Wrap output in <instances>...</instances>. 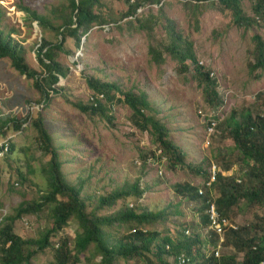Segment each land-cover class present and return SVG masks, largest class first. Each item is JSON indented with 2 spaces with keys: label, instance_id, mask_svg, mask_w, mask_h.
Segmentation results:
<instances>
[{
  "label": "rangeland",
  "instance_id": "1",
  "mask_svg": "<svg viewBox=\"0 0 264 264\" xmlns=\"http://www.w3.org/2000/svg\"><path fill=\"white\" fill-rule=\"evenodd\" d=\"M240 1L245 15L254 21L249 29L237 27L231 12L223 11L217 0L196 6L186 0H161L160 6L135 17L146 21V29L138 31L135 20L130 26L126 21L130 18H121L128 7L126 0H97L93 14L106 25L94 27L81 41L79 50L75 49L73 40H67L64 48L70 55L60 54L56 60L69 73L57 87L62 93L52 98L45 109L40 104L43 95L35 88L34 81L16 72L10 60H0V124L4 126L0 145L7 144L9 148L0 158V228L7 217L15 215L20 204L36 203L50 190L47 172L51 157L44 152L35 125L42 119L54 147L59 150L67 182L82 186L81 198L87 212L98 217H114L122 209L133 207L150 214L161 213L160 219L142 228L157 232L159 237L172 238L181 237L182 231L188 230L187 237L192 234L199 240L184 239L186 249L196 252L200 260L205 253H211L218 237L205 229L202 202H188L175 188L205 186L211 164L222 177L232 176L242 184L247 183L245 173L249 167L234 148L226 122L232 114L238 117L247 112L252 117L264 116V70H250L256 59L254 36H260L264 42V17L254 12L261 0ZM69 3L70 0H0V31L22 46L25 63L38 75H44L37 60L42 42L56 44L61 38L38 23L31 24L21 8L46 18L57 28L70 15ZM171 28L192 43L198 63L209 73L211 89L217 95L212 98L213 106L206 104V84L196 75L195 64L188 62L187 68L182 69L167 52L166 48L174 41ZM151 46L162 52L164 64L154 62ZM86 78L116 85L123 92H145L156 108V117L168 131L167 138L184 153V166L173 169L165 158H156L160 155L157 144L148 130L133 125L128 106L115 102L109 119L80 112L78 107L92 103L93 94ZM113 95L117 100L121 98L115 92ZM26 118H29L27 126L23 130L15 129ZM213 118L215 131L209 132L208 123ZM154 150L155 157L148 160ZM136 183L140 191L144 189L141 196L121 199L114 207L101 209L100 198L119 191L131 195ZM211 195L219 196L215 186ZM54 206L48 205L38 214L16 220L14 233L28 240L40 239L53 227ZM229 218L237 228L250 230L256 237L264 236V205L248 204L244 199L232 208ZM128 227L114 224L104 232L117 245L126 238ZM78 230V222L72 217L68 226L52 238L55 249L65 237L72 240ZM207 242L210 245L204 250ZM55 249L37 254L30 264H57ZM222 254L236 256L237 264L243 261L240 252L231 246L222 249ZM146 256L155 260L152 254ZM163 259L165 264H172L170 257ZM100 262L93 245L78 257V264ZM116 264L124 263L118 260ZM127 264L143 262L136 258Z\"/></svg>",
  "mask_w": 264,
  "mask_h": 264
},
{
  "label": "trees",
  "instance_id": "2",
  "mask_svg": "<svg viewBox=\"0 0 264 264\" xmlns=\"http://www.w3.org/2000/svg\"><path fill=\"white\" fill-rule=\"evenodd\" d=\"M189 5H199L198 3L214 2V0H186ZM127 10L122 13L121 18L128 19V24L137 23V30L146 29V21L135 18L138 8L144 5L160 6L161 0H126ZM219 7L223 11H230L234 24L239 28L249 29L253 26L254 21L248 18L242 8L240 0H217ZM97 0H70V15L64 19V24L60 27H54L44 17L32 13L27 8H21V11L27 15L28 21L38 23L44 30H51L61 38L56 44L43 41L38 49V62L44 70V75L31 71L23 56V48L11 36H5L0 31V60H10L12 68L21 76L34 81L35 88L43 95L40 104L44 109L50 104L52 98L62 93L57 88L61 79L67 78L69 71L65 69L56 60L60 54L70 55L66 52L64 46L68 39L73 40L76 50L81 47V41L96 26H105L106 22L93 14V8L97 5ZM254 12L259 17H264V0L257 3ZM132 18H134L132 20ZM171 36L173 43L166 48L167 52L178 61L182 69H186L188 62L195 64L196 75L199 80L206 84L204 97L206 104L213 106L212 98L216 94L211 89L209 73L198 63L193 52V45L176 33L173 28ZM260 36H254V50L256 59L251 65V72L264 70V42ZM150 54L154 62L158 65L164 64L165 59L162 52L155 47H150ZM86 85L92 92L90 106L78 107L82 113L100 116L109 119V112L115 102L122 103L132 110L133 125L140 127L141 130H148L152 135L154 142L160 150V155L156 158L164 157L171 168L184 166V153L173 144L168 138V131L165 126L156 117V108L151 104L149 96L145 92H123L119 87L113 84L101 83L92 78H86ZM113 92L120 94L121 98L116 99ZM102 97V100H99ZM29 118L17 123L15 129L21 130L23 124L27 123ZM38 126L44 152L51 157L50 166L47 175L49 183V192L41 197V200L33 204L22 203L15 210V215L6 218V223L0 228V264H30V260L47 249H55L52 238L58 235L65 227L68 226L70 219L73 217L78 222L79 230L74 238L69 237L58 242L59 247L55 249L57 264H78V257L86 253L91 245L94 246V254L101 258L100 264H116L121 260L124 264L134 259H141L143 264H165L163 257L176 255L178 251L190 256V250L186 249L184 237H159L157 232H149L142 228L145 224H151L162 217L161 213L150 214L145 210L131 207L124 208L116 216L98 217L94 212H87L85 200L81 198L82 186L76 187L69 184L62 172L63 162L60 160L59 150L54 147L53 138L43 125V120L39 119L35 124ZM4 126L0 124V135ZM228 134L234 142V148L238 150L241 161L245 163L249 170L245 173L248 179L247 183L242 184L232 176L222 177L217 175V180L213 184L218 192V198L215 204L218 206L222 215L229 218L232 208L246 200L248 204L263 206L264 205V116L252 117L251 114L245 113L240 116L232 114L226 122ZM1 151V147H0ZM14 151L13 146L10 153ZM155 151L149 157H155ZM146 159V161H147ZM225 169L224 171H227ZM199 174L205 175L204 172ZM132 194L119 191L109 194L99 199V205L102 208L110 209L115 206L116 202L121 199L135 198L142 195L139 185L136 183L131 188ZM175 190L184 196L185 200L193 202H202L205 204V198L202 199L197 192V188L189 185L176 186ZM62 199H58V197ZM54 204L53 208V227L48 230L40 239L28 240L14 233L13 226L16 220L31 213H40L44 207ZM116 224L118 227L128 225V234L126 238L120 240L119 244L113 245L108 239L105 228H110ZM203 224L207 220L203 219ZM72 245V248L70 247ZM169 250H165V246ZM226 245L231 246L238 252L245 253L243 264H259L264 261V236H253L250 230L240 229L230 230L227 236ZM30 247H34L31 250ZM256 248V249H255ZM189 252V253H188ZM152 254L155 260L146 256ZM198 257L197 253H195ZM236 256H224L219 263L216 258L210 257L202 259L200 264H237Z\"/></svg>",
  "mask_w": 264,
  "mask_h": 264
},
{
  "label": "built area",
  "instance_id": "3",
  "mask_svg": "<svg viewBox=\"0 0 264 264\" xmlns=\"http://www.w3.org/2000/svg\"><path fill=\"white\" fill-rule=\"evenodd\" d=\"M131 1L133 2L134 0H131ZM154 6L158 7L156 5H144L140 8H138L135 16L142 14L145 10H147L151 7H154ZM99 100H102V97H99ZM42 109H44L43 105H42ZM35 110H39V109L37 108V109H33L31 111H35ZM26 124L27 123L23 124L22 130L24 129V127L27 126ZM215 127H216V121L214 119L209 120L208 127H207L208 131L214 132ZM0 147H1L0 158H2V157H4L5 152L6 151L8 152L9 148H8L7 144L0 145ZM157 151H158V153H160L159 150H157ZM149 159H152V157H149L148 160ZM162 159H164V158H160V160H162ZM216 172H217L216 167L214 165H212L210 167V179L208 182H206V186H210L211 183L216 180ZM201 193H202V191L199 190V194H201ZM206 213H207V215L211 221L210 228L213 231V233L218 237L217 245L215 246V248L212 250L211 253L207 254V257L214 256L215 258L220 259L222 257V249L226 248L225 247V238H226L227 232L230 229L235 230V229H237V227L234 226L229 219L222 217V215L219 212H217V210H216V208H214V206H210L209 209L206 211ZM58 247H59V244H57V248ZM241 255L244 256L243 254H241ZM176 261L178 264H195V263H192L191 259L188 258L187 256H185L184 254H180L179 256H177ZM241 263H243V261ZM259 264H264V261L260 262Z\"/></svg>",
  "mask_w": 264,
  "mask_h": 264
},
{
  "label": "clouds",
  "instance_id": "4",
  "mask_svg": "<svg viewBox=\"0 0 264 264\" xmlns=\"http://www.w3.org/2000/svg\"><path fill=\"white\" fill-rule=\"evenodd\" d=\"M213 119H214V118H213ZM214 120H215V119H214ZM215 121H216V120H215ZM157 149H158V148H157ZM158 150H159V149H158ZM154 151H155V150H154ZM159 151H160V150H159ZM162 158H164V157H162ZM166 162H167V160H166ZM212 165H214V164H211L210 167H211ZM210 167H209V169H208V178H207V180L205 181V186H203V187H201V188H199V187H196V188H197L198 195H199L202 199L205 198V204H204L205 207L201 206L202 217H203V219L205 218V219L207 220V224H206V225L204 224L205 229L208 230V231H211V232L213 233V231H212L211 228H210V226H211V221H210V218L208 217L206 211L209 209L210 206H214V208H216L217 212H219L220 214H221V212L219 211L218 206L215 204V200H216L217 198H213V196L211 195L212 188H213V184L215 183V181H216L217 179H216L214 182H212L210 186H206V182H208L209 179H210ZM218 174L221 175V172H219V171L217 170V172H216V178H217V175H218ZM193 187H194V186H193ZM199 190L202 191L201 194H199ZM203 190H207V191H203ZM206 192H208L209 195H207ZM187 201H188V200H187ZM188 202H190V201H188ZM190 203H193V202H190ZM201 205H202V204H201ZM221 215H222V214H221ZM222 217H225V216L222 215ZM225 218L228 219V217H225ZM229 220H230V218H229ZM199 226L203 228V226L201 225V223H199ZM237 229H238V228H237ZM237 229H235V230H237ZM230 230H234V229H230ZM230 230H229V231H230ZM229 231H228V232H229ZM185 234L189 235V231L186 230L185 233H184V231H182V236L184 237V239H195V240H199V238H198L197 236H194V235L190 234V236L187 237ZM213 234H214V233H213ZM226 235H227V234H226ZM215 236H216V235H215ZM227 236H228V235H227ZM178 237H180V236H178ZM226 240H227V238H225V247L227 246V245H226ZM212 241H213V240H212ZM209 245H210V242H209V244H208V242H207V245H205L204 250H207V248L209 247ZM216 245H217V244H216ZM216 245H215V246H216ZM169 246H170V245H166V246H165V250H166V251H168V250L170 249ZM215 246H212V250L215 248ZM167 247H168V248H167ZM212 250H211V251H212ZM206 252H207V251H206ZM188 253H189V252H188ZM195 253H196V252H193V253L190 252V253H189L190 256H189V255H187L186 253L181 252V250H180V251H178V254H176V255H170V256H168V257H170V259L172 260V264H178L177 261H176V257L179 256L180 254H184L185 256H187L188 258L191 259L192 263L200 264L202 260H200V258H197L196 255H195ZM240 254L245 255V253H243V252H240ZM224 256H225V255L222 254V257H224ZM204 257H206V258H210V257H214V256L207 257V253H205V256H204ZM222 257H221V258H222ZM214 258H215V257H214ZM221 258H220V259H217V258H216L215 260L219 263V261L221 260ZM243 262H244V256H243ZM239 264H243V263L240 262Z\"/></svg>",
  "mask_w": 264,
  "mask_h": 264
},
{
  "label": "water",
  "instance_id": "5",
  "mask_svg": "<svg viewBox=\"0 0 264 264\" xmlns=\"http://www.w3.org/2000/svg\"><path fill=\"white\" fill-rule=\"evenodd\" d=\"M84 41V39L82 40V42Z\"/></svg>",
  "mask_w": 264,
  "mask_h": 264
}]
</instances>
